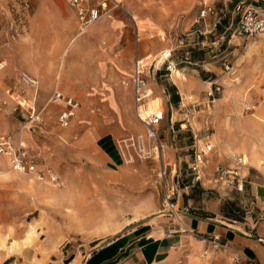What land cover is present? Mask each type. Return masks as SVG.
<instances>
[{"label":"rangeland","instance_id":"1","mask_svg":"<svg viewBox=\"0 0 264 264\" xmlns=\"http://www.w3.org/2000/svg\"><path fill=\"white\" fill-rule=\"evenodd\" d=\"M61 1L0 0V134L10 133L16 143L44 151L46 164L59 172L62 181L53 186L21 174L12 169L6 156L0 155V264L10 253L20 251L10 250L13 240L21 242L30 230L41 232V238L31 245L40 256L60 254L65 248L89 250L96 243L95 237H112L132 220L151 227L152 216L164 209L163 195L165 188L171 187L172 170L178 165L182 169L188 167V161L180 157L188 154L191 160L192 148L178 146L177 166L175 162L170 166L168 159L155 155L143 160L136 157L114 169L106 165L95 147L97 139L105 134L115 135L117 145L130 134L146 132L135 113L134 98L122 83L137 56L150 53L151 62L162 49L173 48L177 62L185 56L206 65L218 59L216 80L223 88L217 101L209 108V95L204 91L202 99L184 94L185 103L197 102L204 115L211 116L208 129L203 126L200 130L211 135L217 145L211 153L213 172L218 162L227 165L233 155L244 153L253 166L252 174L264 180L259 173L264 160V33L250 39L233 37L214 45L219 33L237 18L233 2L117 0L120 5L111 14L81 33L75 15L62 8ZM26 2L32 11L27 21ZM204 2L215 5L220 13L224 10L226 17L211 33L193 34L197 28L210 30L214 24L210 18L200 24L195 22ZM63 5H67L66 0ZM132 15L138 17V24ZM198 41L206 45L201 46ZM98 47L101 55L105 54L103 47L109 48L108 63L113 64L115 58L120 60V73H110L105 79L109 86L88 68ZM224 61L234 65L233 75L224 72ZM181 66L196 67L185 62H180ZM23 71L40 80L37 103L20 80ZM8 87L14 94L6 93ZM56 89L77 97L82 104L67 128L59 121L64 104L50 98ZM18 94L36 104L42 116L40 122L33 121L26 108L14 110L17 101L12 97ZM110 99L112 107H108ZM221 99L224 102L219 105ZM247 101L254 105L249 113L244 111ZM151 106L147 105L145 110H152ZM162 107L159 109L163 110ZM168 121L167 115L166 125H160L161 135ZM161 140L164 143L163 136ZM138 173L145 174L149 182L136 180L133 176H139ZM30 186L37 190L31 192ZM221 187L235 200L248 194L247 187L244 192ZM54 195L57 198L52 199Z\"/></svg>","mask_w":264,"mask_h":264},{"label":"crops","instance_id":"2","mask_svg":"<svg viewBox=\"0 0 264 264\" xmlns=\"http://www.w3.org/2000/svg\"><path fill=\"white\" fill-rule=\"evenodd\" d=\"M99 1L97 0V2ZM61 4L62 8L67 9L71 15H75L78 25L76 10L70 7L68 2V6L63 5V0ZM147 5L143 4L144 7L148 8ZM235 7L236 4L234 3V11ZM28 8L26 7L27 11H29ZM31 14L32 11L24 14L26 21L28 18H31ZM207 18H210L214 24L211 25L210 30L197 28L202 30V34H206L208 31L211 33L218 26L216 25L218 18L216 15H209ZM207 18L203 20L205 21ZM196 23L200 24L201 22ZM193 34H197L196 31ZM197 43L201 46L206 45L204 41H198ZM103 49L105 54L101 55L100 48L98 47L93 51V57L87 61L89 62L88 68L91 70L92 75L105 80L111 76L110 73H113V75L120 73V70L117 69L120 67V60L115 58L113 64L108 63L110 50L104 47ZM166 49L169 48L162 49L157 56L153 57L151 62L150 58L152 54L150 53L144 56H137L134 59L131 73L127 78L125 77V80H122V83L126 86L125 88L129 89L128 91L134 98L135 113L137 105L131 77L134 72L136 59L142 58L146 59L148 63H152ZM225 51L226 49L222 53ZM189 57L192 58L191 56ZM214 59H216V56H214ZM199 61H201L200 64L192 65L196 66L194 68L181 66L179 71L174 72L171 76L165 70L159 71L156 76L150 75L148 84L152 95L158 94L160 96L153 95L145 101V103L148 102L146 106L140 108L141 110H145L147 105L153 104L151 106L152 110L158 111L163 106L162 108L165 110L166 116L168 115L169 121L167 122V127H163L161 135L163 136L164 148L167 150L163 151L162 158L164 160L168 159L167 164L171 166L175 162L174 166H177V156L180 150L178 146H182L181 149L192 148L191 160L188 154L180 157V159L183 158V160L188 161V167L182 169V166L178 165L172 170L174 174L171 177L170 184L173 189L175 207L171 209L167 208L165 211L161 210L160 213L154 214L151 218V227H144L139 224L138 220H132L123 230L117 232L112 237H95L93 240H96V243L89 250L84 248H77L75 250L65 248L60 254L44 253L40 256L33 250L31 245L36 244L37 240L41 238V232L40 230H30L29 232L28 229L26 232V234L29 232L28 235L25 238L23 237L24 239L21 242L14 239V244L11 245V251L17 249L20 251L7 255L3 264H232L231 254L225 250L213 251L208 256L202 255L203 250L208 246L206 241L197 237V234L202 233L208 236L217 235L221 237L222 241L229 242L237 249H240L245 256L254 260L256 264H264V180H258L256 178L257 175L252 174L251 168L253 166L248 161L247 169H245L246 167L243 169L245 170L243 173L244 189L238 190L244 192L247 187L248 194L247 197L240 200L228 197L226 189H221V186L218 187L213 183V177L218 166L213 172L211 155L208 159L204 178L201 181L194 180V175L190 171L194 145L199 141L211 139V135H205L200 130L203 126L206 128L210 125L209 119L211 116L207 117L204 115L203 109L199 107L200 104L197 102L186 104L184 94L186 97L190 94L198 99L204 98L202 92H207L210 89L211 82L219 76V67L215 65L218 59L207 65L203 64L202 60ZM198 66L204 67L199 68ZM204 69L206 70L204 71ZM181 71L185 72L189 78L185 74L183 75ZM166 80L169 82H166ZM127 81L129 83L126 85L125 82ZM103 84L109 86L110 82L105 80ZM8 89L11 88L8 87L6 93ZM37 95L38 93L34 96V92H32V98L36 99L35 103L38 100ZM223 102V99H221V102L218 104L220 105ZM212 104L209 102V108L212 107ZM109 106L112 107V99H110ZM161 124L166 125L163 120L158 125L159 130ZM95 147L109 167L112 166L114 168L115 166L124 164L122 155L116 145L115 135L105 134L99 137ZM42 152L44 154V161L46 162L45 153L44 151ZM238 154L244 155L246 158V154ZM218 164L220 163L218 162ZM261 165L262 169H259V173L262 175L264 164L261 163ZM55 172L61 178L59 172ZM137 175L139 176H133L136 180H139L143 184L149 182L148 179H145V174L138 173ZM30 187L31 192L37 190L34 186ZM241 203L250 207L241 206Z\"/></svg>","mask_w":264,"mask_h":264},{"label":"built area","instance_id":"3","mask_svg":"<svg viewBox=\"0 0 264 264\" xmlns=\"http://www.w3.org/2000/svg\"><path fill=\"white\" fill-rule=\"evenodd\" d=\"M228 1L236 4L235 12L237 13V18L233 20L226 30L219 33L214 45L230 41L233 37L250 39L259 33H264V0ZM67 2L77 12L81 33L86 32L92 24L100 19L107 17L116 6L120 5V2L116 0H100L99 2L97 0H67ZM25 6L28 8L29 4L25 3ZM209 15H216L218 17L216 25L219 26L222 23L221 20L226 17V12L222 10L220 13L215 5L204 2V7L201 9L196 22L207 18ZM196 33L202 34L203 32L201 29H197ZM185 58L180 62H185L189 65L201 63V61H196L189 56ZM223 58H225V55ZM180 62L174 59L173 48L164 50L152 63H148L146 59H136L131 84L133 85L137 105L136 113L146 132L130 134L118 141V150H120L124 163L129 164L136 157L143 160L158 155L157 157L162 159L165 148L161 140L158 125L166 116L165 110H158L143 116L140 108L152 96V91L148 84L150 74L156 76L159 71L165 70L171 76L176 70L180 69ZM223 69L227 74L233 75L235 73L234 65L230 61H224ZM20 80L23 86L32 90L34 96H36L40 81L25 71L21 72ZM128 83V81L125 82L126 85ZM222 88L223 84L219 80L211 82L210 89L207 91L210 103H214L217 100V94H219ZM7 93L13 92H11V89H8ZM12 98L17 101L14 110L26 108L30 116H32L33 121L38 123L42 120L40 112L37 111L36 104H31L28 99L23 98L22 94L15 95ZM50 98L54 103L62 102L64 104L63 109L59 113V121L63 127H69L82 106L81 102L75 97L67 96L58 89L54 91ZM35 101L36 99H34ZM253 108L254 105L251 102H245L244 111L249 113L253 111ZM193 148V161L190 169L194 175V180L201 181L208 166L209 156L217 149V145L213 140L207 139L197 142ZM0 155L6 156L10 161L12 169L21 174L25 173L34 176L38 181L48 182L56 186L62 182L54 169L46 164L44 154L40 149L25 146L22 143L16 145L13 135L10 133L0 134ZM246 166H248V162L244 155H233L228 159L227 165L223 163L218 164L215 176L213 177V183L218 187L223 186L243 190V169ZM262 176L264 178V166ZM163 206L164 211L167 208L171 209L175 207L173 189L170 186L165 188ZM197 237L208 243V246L202 252L204 256H208L213 251L225 250L231 254L232 264H256L254 260L245 256L240 249H237L229 242L222 241L221 237L217 235L208 236L202 233L197 234Z\"/></svg>","mask_w":264,"mask_h":264},{"label":"bare ground","instance_id":"4","mask_svg":"<svg viewBox=\"0 0 264 264\" xmlns=\"http://www.w3.org/2000/svg\"><path fill=\"white\" fill-rule=\"evenodd\" d=\"M117 1V0H116ZM120 2V1H119ZM115 10V9H114ZM132 18H133V20L135 21V23L136 24H138V17L137 16H133L132 15ZM148 102H146L145 103V105H143L142 107H144V106H146V104H147ZM151 112H155V111H153V110H141V113L143 114V116H146L147 114H149V113H151ZM246 161L248 162V158H247V156H246ZM261 163H263V161L261 162ZM261 165V164H260ZM245 169H247V167L245 168ZM53 186H56V185H53ZM51 192V191H50ZM52 192H54V191H52ZM56 196H57V194H56ZM54 198H57V197H55V195L54 196H52V199H54Z\"/></svg>","mask_w":264,"mask_h":264}]
</instances>
